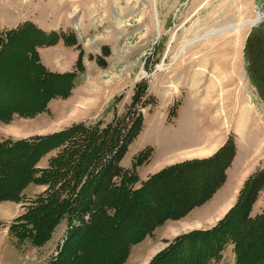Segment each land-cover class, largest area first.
Masks as SVG:
<instances>
[{"label":"rangeland","instance_id":"1","mask_svg":"<svg viewBox=\"0 0 264 264\" xmlns=\"http://www.w3.org/2000/svg\"><path fill=\"white\" fill-rule=\"evenodd\" d=\"M258 13L264 14V0H0V29L3 32L0 33V109L5 113L8 107L16 110L40 105L47 91L65 85L62 79L45 82L34 65H27L24 60L29 44L38 36L31 33L29 39L9 38L12 41L7 45L8 40L5 41V37L10 31L8 28L16 26L21 20L29 19L48 26L61 25L69 38L76 37V34L80 42L84 38L86 50L97 56L100 70L108 73L102 75L103 80L118 81L120 84L117 89L123 88V94L115 97L114 105L120 103V109L125 111L115 118H123L129 110L132 115L129 119L121 120L118 127H121L122 132L132 127L138 112H142L144 122V117H149L156 110L159 112L167 108L168 90L160 85L159 79L176 73L181 79V97L173 102L170 112L179 109L185 101L183 95L186 93L189 98L187 101L192 103L193 108L209 110L214 114L221 113L220 120L229 122V127L240 135H260L264 140V18L257 26L236 29V26L256 19ZM28 24L26 25L29 26ZM229 27H232L229 31L210 36L215 31ZM205 36L209 37L204 38ZM189 42L192 44L181 52ZM256 49L261 54L258 58L259 65L252 61L249 71L248 53L253 59L251 54ZM138 86L147 87L146 92ZM185 109H189V104ZM52 118L51 115V120ZM57 118L56 121H59L60 116ZM41 120L40 117L23 121L17 117L12 124H8L12 119L3 121L5 124L0 125V142L49 131L43 128V123L40 124ZM145 125L144 123L135 138L137 140L128 146L129 150L127 149L121 160L123 167H134V156L143 147L151 146L159 153V144L153 134L155 125H150V121ZM72 126L74 125L63 130ZM84 141L88 142V136ZM153 149L147 148L135 157L139 156L141 159L139 166L148 161ZM52 151H56L52 157L54 158L58 151ZM44 153V150L40 152L41 159L48 154ZM31 157L32 152L0 156V182L7 186L20 183V177L9 180L11 175L5 172L7 164L17 160L14 163L19 166H13V171H19V168L25 171ZM39 162L33 167L38 173L36 178H40L41 173L49 168L38 166ZM219 164V161H215L201 171L186 172L177 177L174 183H159L148 187L147 191L134 198L127 197V205L119 220L100 222V226L92 228L96 231L95 234L82 232L78 241L84 243L83 252L73 250L77 238L72 239L70 245H73L70 250L67 248L61 260L64 261L62 264H106L115 260L126 242L140 233L141 228L156 215L163 218L179 216L169 215L181 209L179 196L178 199L171 197V187L180 193L194 187L199 190L203 187L202 177L207 172L214 174ZM260 172H264V154L260 165L253 168V172L248 175L240 194L247 182ZM98 182L103 183V180ZM27 183L22 184L23 187L18 191L20 199L4 200L11 201L12 204L5 203L0 208V264H26L25 258H29L30 248H44L41 252L42 264H51L54 257L52 254L60 251L57 245L63 240V228L58 231L55 228L50 238L41 246H33L26 239L17 243L12 230L15 220L27 212L38 197L44 195L31 198L24 193L35 191L34 187L28 188L30 185H47L35 181ZM262 191L264 188L260 193ZM158 195L163 198V202L154 214L157 206L155 197ZM146 207L153 208L152 212L143 213V208ZM232 216L226 229L238 234L242 253L245 257L247 255L243 259L244 264H257L262 257L261 244L264 239L258 242L252 239L250 233L243 231L242 225L238 223L240 212L233 218ZM53 235L56 236L55 241L49 246ZM212 248L211 241L202 248L194 245L192 258L185 253L173 256L164 264H193L197 260L196 253L203 254Z\"/></svg>","mask_w":264,"mask_h":264},{"label":"trees","instance_id":"2","mask_svg":"<svg viewBox=\"0 0 264 264\" xmlns=\"http://www.w3.org/2000/svg\"><path fill=\"white\" fill-rule=\"evenodd\" d=\"M19 31L20 29L11 32L8 40L10 37L18 38L20 36ZM51 37L56 40L59 38V35L53 33ZM73 38L70 37L71 40H74ZM11 41L10 39L8 45ZM105 54L109 56V54ZM251 56L253 59L248 53L249 71L251 70L252 61L253 63L257 62V65H259L258 58L261 57V54L256 49L252 51ZM83 70L84 66L81 58L77 65V72L73 75L67 77L53 76L58 77L59 80L62 79L65 82L63 86L66 87L68 79L76 77L77 73ZM138 88L143 92H146L147 89V87L142 88L141 86H138ZM130 112L129 110L123 115V118L117 117L108 124L102 122L92 125L77 124L48 136L0 142V156L17 152H32V157L28 161V168L25 171L22 168H19V171H13V166H19L14 163L17 160L10 161L7 164L5 172L11 175L9 180L13 178L19 179L20 177V183H16L15 186H7L3 182H0V201L20 199L18 191L23 187L22 184H26L27 182L35 181L36 183L42 182L48 185V190L44 195L38 197L28 208L27 212L15 220L12 230L14 231V236L17 238V243H21L22 240L26 239L33 246H41L50 238L55 228L63 220L67 219L71 228L68 231L62 249L53 258L51 263L62 264L64 263V261L61 262L63 256L73 245H70L72 239L77 238L73 250L83 252L85 250L83 248L84 243L78 241L82 232L89 231L95 234L96 231L92 228H95L96 225L100 226V222L119 220L127 205V197L134 198L147 191L148 187H153L159 183H174L177 177L179 178L186 172L190 173L193 170L201 171V169L213 164L215 161H219L220 164L214 174L211 172L203 174V177H205H202L201 180L203 187L199 190L194 187L189 191L180 193L171 187V197L172 199H178L179 196L181 209L169 215H184L191 208L209 199L225 181V170L231 165L235 154V145L232 139L229 140L228 144L214 158L204 161L185 162L181 165L168 168L153 176L142 188L135 189V185L139 181L136 167L141 165V159H139V156L135 158V166L129 170L124 169L120 165L128 146L139 135L143 126L142 112H138V117L132 127L128 131L124 130L122 132L121 127L118 126L121 120L130 118L132 115ZM86 136H88V142L84 141ZM53 149L58 151L57 155L51 159L49 168L41 173L42 176L36 178L38 173L35 172V168L33 169V167L41 159L40 152L44 150V154H46ZM16 157L18 158V156ZM99 180H103V183H99ZM170 185L173 186V184ZM263 188L264 172H260L247 182L240 194L236 207L217 227L210 231L193 232L177 239L150 264H164L166 260L171 259L173 256L184 255L185 253L189 254L192 258V248L194 245L202 248L210 241L213 244V248L205 251L203 254H200V252L196 253L198 255L196 256L197 260H194L193 264H212L213 261L219 260L228 243L235 245L237 264H244L245 260L243 261V259H246L247 255L245 257L242 253L238 234L226 228L230 225L229 220L231 216L240 212L241 218L238 223L242 225L243 231L250 233L252 239L258 242L264 239V212L255 218L250 216L252 207ZM155 198L157 199V206L156 210L153 211L154 214H156L163 202V198L160 195ZM152 210L153 208L146 207L143 208V213H151ZM161 218H163L161 215H156L147 225L141 228L142 232L140 231V233L126 242L122 252L115 260L106 264H123L127 260L133 245L141 242L147 233H152L155 227L171 217ZM244 245L247 246L246 244ZM261 255V260L257 264H264L263 242L261 244Z\"/></svg>","mask_w":264,"mask_h":264},{"label":"crops","instance_id":"3","mask_svg":"<svg viewBox=\"0 0 264 264\" xmlns=\"http://www.w3.org/2000/svg\"><path fill=\"white\" fill-rule=\"evenodd\" d=\"M25 23H29L30 27ZM18 27L20 28L19 37L29 39L31 33L35 37L38 36L32 41L33 43L29 44L30 47L26 51V59L24 60L27 65H34L33 67L43 76L45 82L59 80L53 75L62 77L73 75L77 72V65L81 58L84 71L77 73L76 77L68 79L66 87L47 91L40 105L24 109L16 108V110H11L8 107L5 113L1 112L0 125L5 124L3 121L7 119H12L8 123L12 124L17 117L23 121H32L41 117L40 124L43 123V128L49 129L42 134H35L14 141L52 135L75 124L110 123L116 116H121L124 113L125 110L120 109V103L114 105L115 97H120L123 94V88L117 89L120 84L118 81L103 80L102 75L108 73L100 70L97 65V56L86 50L84 38L81 37L80 42L75 34L76 37L71 40L61 25L48 26L27 19L21 20L12 28H8L10 31H8L9 34L6 33V37L4 35L5 41L8 40V36L13 30H18ZM79 29L81 30V27ZM53 33L58 34L59 38L52 39ZM175 74L171 73L159 79L160 85L168 90L167 108L159 112L156 110L149 117H144L143 127L144 123L147 126L148 121H150V125H155L153 134H155L159 144V153L157 154L151 146L143 147L137 151L134 159L145 149H153L152 156L148 161L136 169L139 181L135 185V189L142 188L153 176L168 168L185 162L214 158L231 139L235 145V155L231 165L225 170V181L209 199L191 208L184 215L179 214L178 217L167 219L155 227L152 233H147L141 242L132 246L130 254L123 264H150L151 260L153 261L177 239L190 234L189 232L210 231L217 227L236 207L240 191L248 175L253 172V168L260 165L263 158L264 140L260 135L251 137L240 135L235 129L229 127V122L220 120L221 113L214 114L209 110L193 108L192 103L187 101L189 98L186 93L183 95L185 101L179 106V109L170 112L173 102L178 101L181 97V92L179 93L181 79L179 75ZM188 104L189 109H185ZM51 115L53 116L52 120ZM58 116L60 119L56 121ZM55 154L56 151H52L45 155L39 160L38 166L48 168L50 160ZM30 187H34L35 191L24 194L31 198L44 194L48 190V185H30L28 188L30 189ZM263 192L259 194L252 207L250 215L252 218L264 212ZM5 203L12 204L11 201H0V208ZM69 226V221L63 220L56 231L63 228L65 234L62 238H64L69 231ZM55 238L56 236L50 241L49 246L54 243ZM61 243L62 240L57 248ZM30 249L28 251L29 258H25L26 264H42L41 252L44 248ZM56 254L57 251L52 256ZM212 264H237L235 245L228 243L221 254V258L213 261Z\"/></svg>","mask_w":264,"mask_h":264},{"label":"bare ground","instance_id":"4","mask_svg":"<svg viewBox=\"0 0 264 264\" xmlns=\"http://www.w3.org/2000/svg\"><path fill=\"white\" fill-rule=\"evenodd\" d=\"M263 16H262V14L260 13H258V15H257V17H256V19H254V20H252V21H249V22H246V23H244V24H242V25H240V26H236V29H240V28H242V27H244V26H255V24H260L262 21H263ZM256 25V26H257ZM230 28H232V27H229V28H226V29H223V30H220V31H215V32H213V33H211L210 34V36L211 35H213V34H218V33H221V32H226V31H229V29ZM206 37H209V36H205L204 38H206ZM192 44V42H189V43H186L185 45H184V47H183V49H182V51L181 52H183L185 49H186V47H188L189 45H191ZM145 74V73H144ZM142 232V231H141Z\"/></svg>","mask_w":264,"mask_h":264},{"label":"water","instance_id":"5","mask_svg":"<svg viewBox=\"0 0 264 264\" xmlns=\"http://www.w3.org/2000/svg\"><path fill=\"white\" fill-rule=\"evenodd\" d=\"M262 16L264 17V14H262ZM257 24H255V26H256Z\"/></svg>","mask_w":264,"mask_h":264}]
</instances>
